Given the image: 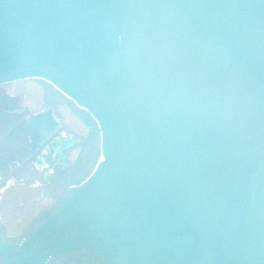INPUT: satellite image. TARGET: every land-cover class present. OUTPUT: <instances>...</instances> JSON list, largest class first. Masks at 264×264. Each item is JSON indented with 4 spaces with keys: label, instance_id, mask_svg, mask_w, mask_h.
Masks as SVG:
<instances>
[{
    "label": "water",
    "instance_id": "95a60500",
    "mask_svg": "<svg viewBox=\"0 0 264 264\" xmlns=\"http://www.w3.org/2000/svg\"><path fill=\"white\" fill-rule=\"evenodd\" d=\"M25 78L102 156L1 264H264V0H0V81Z\"/></svg>",
    "mask_w": 264,
    "mask_h": 264
},
{
    "label": "flooded vegetation",
    "instance_id": "af4514ba",
    "mask_svg": "<svg viewBox=\"0 0 264 264\" xmlns=\"http://www.w3.org/2000/svg\"><path fill=\"white\" fill-rule=\"evenodd\" d=\"M31 79L38 84L39 92L28 89L26 80ZM60 106L72 117L63 118L57 111ZM101 155L102 129L90 110L45 79L0 81V193L12 186H41L42 178L51 185L65 183L53 205L56 207L69 192L68 185L87 178ZM52 209H43L31 223ZM3 237L0 232V239ZM53 263L108 264L90 248L68 252L47 264Z\"/></svg>",
    "mask_w": 264,
    "mask_h": 264
},
{
    "label": "crops",
    "instance_id": "0c3cea01",
    "mask_svg": "<svg viewBox=\"0 0 264 264\" xmlns=\"http://www.w3.org/2000/svg\"><path fill=\"white\" fill-rule=\"evenodd\" d=\"M58 113L63 118H70L71 114L64 108L63 106L58 107ZM72 117V116H71ZM54 121H52V124ZM28 177L27 174H25ZM42 185L38 187H33L31 185H25L20 189H12V187L6 189L5 191L0 193L2 197L0 201V216L2 217L3 223H8L4 218H12L15 217L11 213V208H18V206L22 205L25 206L26 204L29 205L27 209V213L32 212L29 216L28 220L25 223H31V221L36 217V215L41 212L45 208H49L52 205V202L55 199V196L58 195L60 191H63L65 187V183L59 184H52L45 178L41 179ZM43 191L47 194L46 195V206L43 207V199L42 194ZM33 192H35V196L33 197ZM62 194V193H61ZM38 201L39 203H37Z\"/></svg>",
    "mask_w": 264,
    "mask_h": 264
},
{
    "label": "rangeland",
    "instance_id": "374dc122",
    "mask_svg": "<svg viewBox=\"0 0 264 264\" xmlns=\"http://www.w3.org/2000/svg\"><path fill=\"white\" fill-rule=\"evenodd\" d=\"M26 82H29L28 84V89H32L34 92H39V88H38V84L35 82L34 79L31 80H26ZM36 89V91L34 90ZM32 91V92H33ZM37 94V93H36ZM99 147V144H96V151ZM102 156V155H101ZM101 158V157H100ZM25 185H19V186H12V189H20L22 187H24ZM62 191H60L58 193V195L55 196V199H53L54 201L52 202V211L59 206L67 197L70 196V192H67L66 195L64 196V198L62 199V201H60V203L56 206L53 207L55 201L57 198L60 197ZM46 193L43 191L42 194V201H43V207L46 206L45 202L46 200ZM35 196V192H33V197ZM37 203H39L38 201H36ZM29 208V205H25V206H18V208H11V213L13 216L12 218H4L8 223H0V232L4 234V236L7 238L8 241H16L19 240L20 238H22L23 236H25L26 234L30 233L33 229H34V224L36 223H25L26 220H28L29 216L31 215L32 212H29V214L27 213V209ZM48 213H43L42 216L39 215V221L45 219L47 216H49L51 214V212ZM54 259V258H53ZM54 264V263H53ZM64 264H68V263H64Z\"/></svg>",
    "mask_w": 264,
    "mask_h": 264
}]
</instances>
